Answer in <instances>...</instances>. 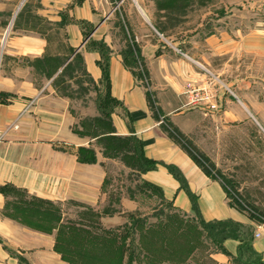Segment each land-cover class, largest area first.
I'll list each match as a JSON object with an SVG mask.
<instances>
[{"label":"crops","instance_id":"0c3cea01","mask_svg":"<svg viewBox=\"0 0 264 264\" xmlns=\"http://www.w3.org/2000/svg\"><path fill=\"white\" fill-rule=\"evenodd\" d=\"M151 1L0 0V186L54 203L79 201L94 210L118 206L120 215L138 211L139 198L110 180L131 172L185 212L191 211L193 199L205 221L248 223V243L264 264V225L228 204L220 183L165 129L170 124L187 136L193 117L205 114L201 107L188 106L184 94L185 85L200 84L203 74L191 49H182L146 20ZM132 42L146 86L124 62V49ZM203 42L218 55L236 49V41L221 32ZM76 54L96 83L102 77L100 61L107 58L109 92L116 105L109 114L110 126L105 122L95 133L81 130L79 122L85 115L102 118L95 105L89 101L78 107L74 97L62 94L52 82ZM108 136L143 142L141 151L151 167L142 170L109 154L104 143ZM80 148L91 149L94 161H80ZM5 203L0 191V264H67L54 250V233L5 216ZM239 243L229 238L223 245L233 255ZM214 257L228 262L227 255Z\"/></svg>","mask_w":264,"mask_h":264},{"label":"rangeland","instance_id":"374dc122","mask_svg":"<svg viewBox=\"0 0 264 264\" xmlns=\"http://www.w3.org/2000/svg\"><path fill=\"white\" fill-rule=\"evenodd\" d=\"M150 5L146 20L182 49H191L200 60L199 68L203 74L200 84L194 85L210 83L217 101L216 109H204V115L200 113L193 117L194 124L187 136L183 134L184 138L207 160L209 175L220 183L228 204L247 216H255L253 219L258 222L264 221V0H152ZM220 32L236 41L234 51L218 55L208 50L204 39ZM125 36L130 43L131 34V40ZM133 45L134 71L146 86L144 66L137 46ZM126 48L127 44L124 53ZM68 66L67 72L65 69L57 76L55 85L59 91L74 97L78 107L80 103L87 106L92 102L98 110L97 100L100 95L103 97L104 87L99 82L89 81L81 63L73 60ZM96 84L101 85L99 92ZM115 105L116 102L111 100L103 103L98 110L99 113L103 111L102 118L85 115L79 120L83 124L81 130L95 133L99 125H105L104 113ZM111 148L107 149L109 154L115 152ZM131 156L136 159L133 153L115 157L128 165L140 163L133 162ZM110 182L137 195L140 209L119 215L118 206L101 205L94 210L75 200L54 203L59 208L60 222H71L79 229L86 227L91 237L103 233L106 240H100L95 249L97 253L104 252L106 259L102 262L248 264L249 261L259 264L258 256L248 249V240L239 243L233 255L224 252L216 235L201 229V217L193 199L191 211L185 212L165 199L158 187L137 181L131 172L114 175ZM8 192L12 199L19 198L17 191ZM8 211L14 213L11 207ZM238 223L240 225L231 224L230 228L247 239L250 234L248 223ZM57 231L58 228L51 232L54 238ZM113 235L115 238L111 239L109 236ZM73 243L68 244L76 248ZM216 253L227 255L228 262L216 259Z\"/></svg>","mask_w":264,"mask_h":264},{"label":"trees","instance_id":"16d2710c","mask_svg":"<svg viewBox=\"0 0 264 264\" xmlns=\"http://www.w3.org/2000/svg\"><path fill=\"white\" fill-rule=\"evenodd\" d=\"M133 46H134L133 44H127V48H126L127 51L126 53H124V62L126 65L130 67H133V64L136 62V58H134V56L132 55ZM74 60L82 64V59L80 55L76 54ZM100 66L102 69V77L99 80V84H101L102 87H104L103 88L104 94L103 97H101L100 95L99 99L97 100L98 110L101 108V105H103V103L105 104L106 101L109 100L115 101L109 92L107 58L105 56L102 57V60L100 61ZM64 70H62V72ZM82 70L84 72L83 67ZM84 73L86 74V72ZM135 75L139 76L137 72H135ZM86 76L88 75L86 74ZM88 78L89 81L94 84V81L89 76ZM57 80H58L57 77L52 79L54 85L57 84L56 82ZM101 85L99 86L97 84L95 85V88L98 89V92L100 91L99 88L101 87ZM148 97L150 100V104L153 107V101L151 99V96L148 95ZM113 107L114 106L107 109V111L104 113L106 117V122H108L107 124L109 126H110L109 114L112 111ZM133 114L134 113L132 112L131 115ZM139 114L143 115L144 113L139 112ZM100 115L103 116V111L101 110H100ZM165 127L167 133L181 145V147L194 159V161L202 168V170L205 173L210 174V170L207 167L208 164L207 160L197 152L195 146H193L189 141H187L184 138L183 134L180 131H178L175 127L171 126L170 124L166 125ZM104 143L106 144L105 149H109L113 147L111 149L115 150L114 153L110 152L111 154L125 155L127 153H131L132 155L133 153L134 155H136L137 160L134 159L132 156L131 157L133 159L132 160L133 162L134 161L140 162L139 164H136L139 167V169L143 170L148 167H151L149 162L144 158L141 151L143 142L136 140L134 137L108 136L106 137V141ZM127 148H132V149H127ZM78 159L83 162H92L94 161L95 157L91 149L80 148L78 152ZM0 191L4 194L6 198V203L3 209V214L5 216L15 219L35 230L45 233H51L54 229L58 228V231L55 235L54 250L58 252L61 258L65 260L68 264H106L102 262L103 260L106 259V257H104V252L97 253L95 250L99 247L98 245L100 244V240L102 241L104 238L106 240V237L103 235V233L101 234L96 233L95 235L93 234L94 235L93 237H91L90 232L86 227L84 229H79L78 227L75 228V226L71 222L68 224L60 222L61 215L59 213V208H56L54 202L52 201L30 196L24 190L17 189L10 185L0 186ZM8 191H17V195L19 196V198L12 199ZM10 207L12 208L13 210L12 212L14 213H10L8 211V208ZM193 208L195 209V207ZM251 217L254 218L255 216L253 217L251 215ZM231 224L240 225L238 222H234L231 219L205 221L202 218H200L201 229L204 231L206 230L208 234L213 233L214 235H216L218 243L224 252H226V250L224 248L223 242L226 239L229 238L237 239L240 241V244L246 243V241L248 240V237L246 239L242 235H239V232H236L235 230L233 231L230 228ZM75 230L77 231V233H75ZM109 237L111 239L115 238L114 235L113 237L111 236ZM71 242H74L73 244L76 245V248H72L71 246H69ZM117 243H120V241L117 240ZM248 249L252 252L249 243H248ZM89 260L92 261L93 263L88 262Z\"/></svg>","mask_w":264,"mask_h":264},{"label":"built area","instance_id":"2783aa9c","mask_svg":"<svg viewBox=\"0 0 264 264\" xmlns=\"http://www.w3.org/2000/svg\"><path fill=\"white\" fill-rule=\"evenodd\" d=\"M184 94L187 97V104L194 106H200L204 109H216L217 101L214 99L213 91L211 90L210 83L205 85L195 86L193 83L188 82L185 85ZM258 222V220H257ZM260 225H264V221L258 222Z\"/></svg>","mask_w":264,"mask_h":264}]
</instances>
